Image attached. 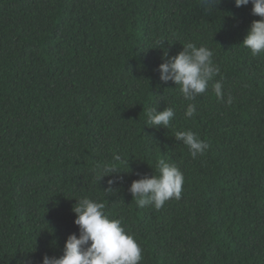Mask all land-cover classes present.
Returning <instances> with one entry per match:
<instances>
[{
    "label": "trees",
    "instance_id": "16d2710c",
    "mask_svg": "<svg viewBox=\"0 0 264 264\" xmlns=\"http://www.w3.org/2000/svg\"><path fill=\"white\" fill-rule=\"evenodd\" d=\"M252 7L0 0V264L63 255L84 197L122 220L142 264H264V55L242 45L260 19ZM187 43L208 47L220 67L194 101L158 71L165 51ZM166 107L170 127L153 128L149 110ZM188 130L209 143L203 156L175 139ZM160 159L183 173L182 197L140 208L128 189L158 175ZM105 167L115 173L101 180Z\"/></svg>",
    "mask_w": 264,
    "mask_h": 264
},
{
    "label": "clouds",
    "instance_id": "9594fccd",
    "mask_svg": "<svg viewBox=\"0 0 264 264\" xmlns=\"http://www.w3.org/2000/svg\"><path fill=\"white\" fill-rule=\"evenodd\" d=\"M211 8L221 0H202ZM237 8L251 4L252 15L260 17L254 20L243 40V46L252 56L264 55V0H234ZM162 83H174L180 86V91L185 100L194 101L197 96L204 94L209 83L220 75V67L213 62V51L208 47H197L193 43L183 46V51L176 56H169L165 51L163 62L159 69ZM213 91L217 98L223 100V86L220 82L213 84ZM227 103L231 105L229 96ZM196 105L188 104L185 112L186 118H192L196 114ZM149 122L153 128L170 127L175 112L171 107L163 111L152 108L148 113ZM175 139L182 141L191 153L193 159L203 156L210 145L206 140L191 130L177 131ZM114 159L120 160L119 155ZM158 175H143L134 180L128 191L134 197L138 207L154 206L161 209L171 199L180 200L182 197L184 175L174 164L160 159L157 163ZM115 173L111 168L105 167L100 179L112 176ZM122 180L115 177L108 180V188L105 193H113V186ZM76 204L72 211L76 216L74 221L79 233L68 236L63 255L60 257L45 254L42 264H142L143 249L135 237L129 234L122 224L121 219H110L105 212V205L88 197L75 199Z\"/></svg>",
    "mask_w": 264,
    "mask_h": 264
}]
</instances>
